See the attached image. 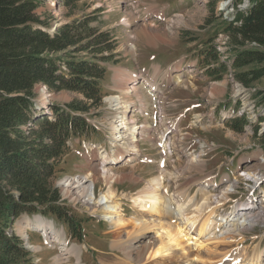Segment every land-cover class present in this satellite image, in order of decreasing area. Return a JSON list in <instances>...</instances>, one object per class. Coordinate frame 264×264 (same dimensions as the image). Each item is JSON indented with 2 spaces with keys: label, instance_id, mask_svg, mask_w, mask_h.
<instances>
[{
  "label": "rangeland",
  "instance_id": "374dc122",
  "mask_svg": "<svg viewBox=\"0 0 264 264\" xmlns=\"http://www.w3.org/2000/svg\"><path fill=\"white\" fill-rule=\"evenodd\" d=\"M253 1L72 0L66 6L62 0H39L33 13L50 33L64 24L84 20L95 31H108L116 48L111 60L102 63L105 75L100 83V107L87 114L97 131L96 138L73 141L52 181L59 192L64 217L24 215L13 226L15 235L30 251L33 264H54L53 259L57 258L62 263L56 264H128L123 262L119 249L111 248L114 226L104 219L103 211L77 197L80 190L77 194L72 192L71 197L63 190L62 184L66 181L96 173L92 188L95 200H99L107 190L98 176L101 167L118 177L112 189L122 219L139 218V208L131 197L155 177L163 178L161 194L170 206L166 214L163 209L160 214L147 213L151 220L159 215L164 222L178 223L174 206L178 190L185 191L187 198L197 200L202 197L201 189L217 196L221 201L211 214L207 213L211 215L210 220L232 219L237 224L243 220L242 213L249 218L262 214L263 218L257 217L253 225L231 233L232 238L228 240L227 235L218 233L212 237L206 232L197 236L196 232L192 238L196 240L188 243L200 251L203 259H212L213 263L223 260L229 263L227 258L237 257L240 259L231 263L252 262L260 253L258 264H264V103L255 97L257 91L264 92V78L247 88L231 77L229 70L221 80L212 81L205 76L196 58L209 41L217 46L223 59L230 58L229 40L221 33L222 21L229 19L235 9H242ZM160 78L168 82L151 92L149 80ZM130 85L136 86L142 103H138L136 93H125ZM33 92L37 112L49 113L53 105L64 107L73 101L84 102L77 93L50 92L43 85H36ZM154 94L167 98V102L159 104L156 100L150 104ZM114 97L133 104L126 113L127 118L137 120L134 134L137 152L132 154H128L132 137L115 145L112 142L111 121L118 112L108 100ZM152 104L157 109L164 105V114L159 115L169 125L173 124V128L164 130L159 117L152 122L156 117L150 108ZM242 117L250 125L236 133L229 125ZM162 132H165L164 143L159 144ZM171 139L179 142L167 148L164 156L162 146ZM102 154L110 156L105 166L100 165ZM131 157L133 161L128 162ZM224 192L226 198L222 199ZM25 218L30 224H19ZM45 222L51 225L47 238L39 229ZM232 227H225L224 231ZM154 232H148V239H156ZM53 233L60 238H54ZM76 233L79 238H74ZM65 242L68 248L76 250L75 258L60 251Z\"/></svg>",
  "mask_w": 264,
  "mask_h": 264
},
{
  "label": "trees",
  "instance_id": "16d2710c",
  "mask_svg": "<svg viewBox=\"0 0 264 264\" xmlns=\"http://www.w3.org/2000/svg\"><path fill=\"white\" fill-rule=\"evenodd\" d=\"M71 1L62 0L66 6ZM38 4L0 0V264H33L30 251L13 232L20 217H64L52 181L73 141L96 138L87 114L100 107L102 63L111 60L116 48L108 31H95L84 20L50 33L33 13ZM222 26L231 57L223 59L209 41L196 58L210 80L219 81L232 70L230 76L249 88L264 78V0L235 9ZM36 85L77 93L84 102L37 112ZM255 97L264 103V92L257 91ZM246 125L250 122L242 117L229 126L241 133Z\"/></svg>",
  "mask_w": 264,
  "mask_h": 264
},
{
  "label": "bare ground",
  "instance_id": "6f19581e",
  "mask_svg": "<svg viewBox=\"0 0 264 264\" xmlns=\"http://www.w3.org/2000/svg\"><path fill=\"white\" fill-rule=\"evenodd\" d=\"M143 31V30H142ZM133 74V73H131ZM131 76V75H130ZM141 76V75H140ZM166 79H150L148 82L149 90L152 92L157 86L167 83ZM131 86V85H130ZM126 92H134L137 94L138 103H142V96L138 92L136 86H131L129 90H125ZM148 92V91H147ZM154 99H150V104L158 100L159 104L166 103L167 98L165 97H158V95H153ZM111 104V107L114 108L115 111L118 113L115 115L113 121H111V129H112V142L117 144L121 140L129 137H132L133 142H131L129 147H131L128 154H132L137 152L136 147L134 146L135 142V133H137L136 122L137 120H132L133 118H127L126 113L132 107V103L128 101H121L120 98L114 97L108 100ZM160 107V106H158ZM153 110V115L156 117L152 119L157 121L156 119L159 117V121L161 122L160 126L164 127V130L167 128H173V124L169 125V122L166 121L163 117L164 114V105L157 109L155 104H152L150 107ZM163 109V110H162ZM160 114V115H159ZM157 127L156 123L155 126ZM110 129V130H111ZM142 130V129H141ZM145 131V130H144ZM166 132V131H165ZM165 132L159 134L158 143L162 142V139L165 136ZM127 133V136L125 135ZM146 134V133H145ZM131 135V136H130ZM150 139V138H149ZM180 139V138H179ZM152 141V140H151ZM179 142V140H170L165 142L162 146L163 151L162 154L166 156L167 148L171 147L173 144ZM112 143V144H113ZM129 143V142H128ZM136 143V142H135ZM120 145V144H119ZM116 148V147H115ZM137 154V153H136ZM110 159V156L107 154H102L99 158L100 165L105 166L106 161ZM134 157L128 159V162L133 161ZM164 161V160H163ZM193 161V160H191ZM191 164V163H190ZM100 166V167H101ZM92 174V173H91ZM88 174L84 177H78L73 182L66 181L63 183V190L65 194L69 197L72 196V192H77L80 190L79 195L77 197H81L84 199V202L87 203L89 206H93L96 208H100L104 213V219L107 218L110 220V225L114 226V230L112 232L113 239L111 243L112 249H119L122 252V260L124 263L128 264H243L250 263V264H258L260 263L261 254L255 255L252 258V262L249 260H241L242 262L238 263H231L236 261L240 258H227V262L229 263H213L212 259H203L200 255V251L194 249L193 246L190 247L189 243L193 236H200L202 233L207 234L210 233L212 237L216 234H220L219 236L227 235L228 238H232L231 235L235 231H239L246 225L251 226L254 224L257 217L260 218L262 216H255L254 218H249L246 213H242L243 220L242 222L234 224L235 222L232 219H219L217 222L216 220H210L209 214L207 213L213 212L216 203L218 204L219 200L217 196L211 195L208 193H204V191L200 190V195H202L200 200L187 198L185 191H176L175 196V213L177 215L176 224L170 223L168 221L164 222L158 217L151 220L152 214H160L165 212L169 209V202L164 200L163 195L161 194L162 189V182L163 178L155 177L151 179L148 183L144 185L143 189L137 192V194L131 198L133 204L137 205L139 208L140 216L138 219L136 218H129V219H122L119 217L118 205L114 203L115 199V192L112 189L113 183L119 181L118 177L114 174L110 173L108 169L101 167L99 178L102 180L103 184L107 187L106 192L99 197V200H95L94 198V181L96 174ZM92 177L93 180L90 178ZM100 180V181H101ZM161 182V183H160ZM175 185V184H174ZM105 187V188H106ZM179 187V186H178ZM176 186V189H178ZM180 191V192H179ZM200 198V197H198ZM226 198V193H223L222 199ZM76 199V198H75ZM80 199V198H79ZM264 206V205H263ZM262 206V207H263ZM95 209V208H94ZM163 209V212L162 210ZM170 211V210H169ZM156 212V213H155ZM164 214V215H165ZM171 213H169L170 215ZM164 215H162L164 217ZM172 215V214H171ZM233 216V215H232ZM174 217V216H173ZM159 220V221H157ZM25 223L27 225L30 224V220L25 218L19 222V224ZM39 226L40 231H42L47 238V235L51 231V225L48 222H45ZM233 226L232 229L224 231L225 227ZM155 231L157 237L155 240L147 237L149 231ZM207 232V233H206ZM232 233V234H231ZM229 234V235H228ZM53 237L57 240L60 238L59 234H54ZM140 238L145 239L143 242ZM196 238V237H194ZM140 239V240H139ZM148 239V240H147ZM221 239V238H220ZM196 240V239H192ZM224 241V240H222ZM228 242V241H227ZM194 243V242H192ZM229 243V242H228ZM227 243V244H228ZM63 245V244H62ZM195 245V244H194ZM68 243L65 242L62 246V250L65 254L71 256V258H75L74 255L76 254V250L72 247L68 248ZM222 252V251H221ZM245 256V255H244ZM70 259V258H69ZM54 264L62 263V259H53ZM211 261V262H210ZM210 262V263H208ZM68 263V261H67ZM80 264V263H77Z\"/></svg>",
  "mask_w": 264,
  "mask_h": 264
},
{
  "label": "built area",
  "instance_id": "2783aa9c",
  "mask_svg": "<svg viewBox=\"0 0 264 264\" xmlns=\"http://www.w3.org/2000/svg\"><path fill=\"white\" fill-rule=\"evenodd\" d=\"M246 6H247V5H246ZM246 6H245V7H246ZM245 7H244V8H245ZM242 9H243V8H242Z\"/></svg>",
  "mask_w": 264,
  "mask_h": 264
},
{
  "label": "crops",
  "instance_id": "0c3cea01",
  "mask_svg": "<svg viewBox=\"0 0 264 264\" xmlns=\"http://www.w3.org/2000/svg\"><path fill=\"white\" fill-rule=\"evenodd\" d=\"M161 79V78H160ZM160 79H158V80H160ZM157 80V79H156Z\"/></svg>",
  "mask_w": 264,
  "mask_h": 264
}]
</instances>
